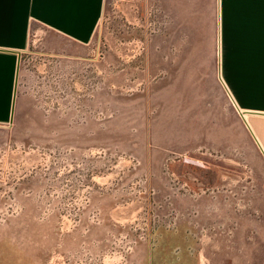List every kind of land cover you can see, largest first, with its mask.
<instances>
[{
    "label": "rangeland",
    "instance_id": "rangeland-1",
    "mask_svg": "<svg viewBox=\"0 0 264 264\" xmlns=\"http://www.w3.org/2000/svg\"><path fill=\"white\" fill-rule=\"evenodd\" d=\"M162 4L108 0L70 54L34 26L17 92L45 109L0 129V264H264V115L224 77L219 18Z\"/></svg>",
    "mask_w": 264,
    "mask_h": 264
},
{
    "label": "crops",
    "instance_id": "crops-1",
    "mask_svg": "<svg viewBox=\"0 0 264 264\" xmlns=\"http://www.w3.org/2000/svg\"><path fill=\"white\" fill-rule=\"evenodd\" d=\"M107 1L0 0V129L34 130L19 123L18 109H45L29 95L16 94L20 53L28 48L34 26L64 42L55 44L46 35L44 41L51 48L70 54L74 48L66 44L82 47L94 40ZM153 1L171 3L165 8L177 11L172 16L219 18L220 32L224 35V77L241 107L264 115V0ZM50 129V121L43 123L42 132L49 133ZM251 129L264 147V121L254 118ZM176 239L172 238L171 244ZM207 257L204 254L202 264H207Z\"/></svg>",
    "mask_w": 264,
    "mask_h": 264
},
{
    "label": "water",
    "instance_id": "water-1",
    "mask_svg": "<svg viewBox=\"0 0 264 264\" xmlns=\"http://www.w3.org/2000/svg\"><path fill=\"white\" fill-rule=\"evenodd\" d=\"M20 58H21V53H20V57H19L18 75H19V68H20ZM18 75H17V79H16V94H17V87H18Z\"/></svg>",
    "mask_w": 264,
    "mask_h": 264
}]
</instances>
